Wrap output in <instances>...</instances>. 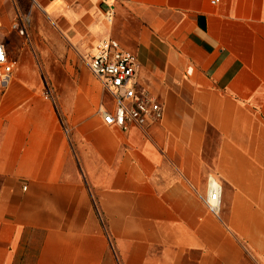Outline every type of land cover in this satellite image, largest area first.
Listing matches in <instances>:
<instances>
[{"label": "crops", "instance_id": "obj_1", "mask_svg": "<svg viewBox=\"0 0 264 264\" xmlns=\"http://www.w3.org/2000/svg\"><path fill=\"white\" fill-rule=\"evenodd\" d=\"M33 1L70 46L92 56L111 38L132 52L163 117L121 131L94 99L59 124L12 77L0 95V264H264V0ZM25 3L0 0V38ZM210 177L218 215L204 203Z\"/></svg>", "mask_w": 264, "mask_h": 264}, {"label": "rangeland", "instance_id": "obj_2", "mask_svg": "<svg viewBox=\"0 0 264 264\" xmlns=\"http://www.w3.org/2000/svg\"><path fill=\"white\" fill-rule=\"evenodd\" d=\"M25 2V14L17 16L15 25L2 37L10 58L16 62L13 77L17 87L33 90L45 99L59 124H66L68 114H88L94 99V113L99 114L102 100L109 98L90 74L92 52L76 43L70 46V33L57 29L56 18L47 16L33 0ZM89 36L95 39L96 34Z\"/></svg>", "mask_w": 264, "mask_h": 264}, {"label": "built area", "instance_id": "obj_3", "mask_svg": "<svg viewBox=\"0 0 264 264\" xmlns=\"http://www.w3.org/2000/svg\"><path fill=\"white\" fill-rule=\"evenodd\" d=\"M217 3L219 0H211V4ZM113 17V9L108 7L104 12L105 22L111 24ZM136 63V56L111 38L101 40L90 58V74L109 98V106H100L98 111L106 126L127 131L131 126L145 127L162 120V106L136 80ZM15 68L16 62L0 38V95L11 82ZM204 203L212 214L220 213L222 186L212 177L208 180Z\"/></svg>", "mask_w": 264, "mask_h": 264}, {"label": "bare ground", "instance_id": "obj_4", "mask_svg": "<svg viewBox=\"0 0 264 264\" xmlns=\"http://www.w3.org/2000/svg\"><path fill=\"white\" fill-rule=\"evenodd\" d=\"M10 84V83H9Z\"/></svg>", "mask_w": 264, "mask_h": 264}]
</instances>
